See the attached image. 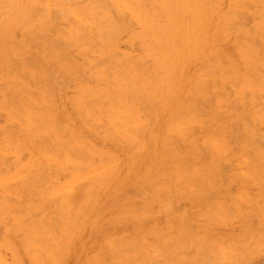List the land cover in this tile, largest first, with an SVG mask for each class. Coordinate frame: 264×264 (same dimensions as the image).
I'll return each instance as SVG.
<instances>
[{
	"label": "rangeland",
	"instance_id": "374dc122",
	"mask_svg": "<svg viewBox=\"0 0 264 264\" xmlns=\"http://www.w3.org/2000/svg\"><path fill=\"white\" fill-rule=\"evenodd\" d=\"M1 1L0 264H264V0Z\"/></svg>",
	"mask_w": 264,
	"mask_h": 264
},
{
	"label": "bare ground",
	"instance_id": "6f19581e",
	"mask_svg": "<svg viewBox=\"0 0 264 264\" xmlns=\"http://www.w3.org/2000/svg\"><path fill=\"white\" fill-rule=\"evenodd\" d=\"M0 1H1V0H0ZM7 1H8V0H7ZM15 1H17V0H15ZM29 1H31V0H29ZM63 1H64V0H63ZM67 1H68V0H66V2H67ZM71 1H72V0H71ZM71 1H70L69 3H71ZM78 1H79V0H78ZM89 1H91V0H89ZM95 1H96V0H95ZM103 1H104V0H103ZM2 2L5 3V1H3V0L1 1V3H2ZM19 2H20V1H19ZM33 2H36V1L33 0L32 3H33ZM64 2H65V1H64ZM73 2H74V1H73ZM97 2H99V1H97ZM106 2H107V1H106ZM7 3L10 4L11 1H10V2H7ZM38 3H40V2H38ZM99 3H100V2H99ZM107 3H108V2H107ZM221 3H222V2H221ZM5 4H6V3H5ZM19 4H20V3H19ZM63 4H64V3H63ZM105 4H106V3H105ZM105 4L103 3L104 6H105ZM244 4H246V3H244ZM249 4H250V3H249ZM24 5H25V4H24ZM103 5H102V6H103ZM88 6H89V5H88ZM95 6H96V4H95ZM97 6H98V5H97ZM97 6H96V9H98ZM246 6H247V4H246ZM2 7H4V6H2ZM15 7H16L17 14H19V13H18V9H20V8H19L20 5H19L18 8H17V5H16ZM29 7H30V6H28V7H24V10H26L25 8H29ZM100 7H101V5H100ZM108 7H109V6H108ZM4 8H5V7H4ZM10 8H13V6H11ZM31 8H32V6H31ZM31 8H29V9H30V10H29L30 14H29V12H28L29 16H30L31 14H33V13H34L33 11L36 9V7H35V9L32 11ZM33 8H34V6H33ZM88 8H89V7H88ZM93 8H94V7H93ZM102 8H103V7H102ZM0 9H1V7H0ZM91 9H92V8H91ZM185 9H186V8H185ZM206 9H207V7H206ZM214 9H216V8H214ZM24 10H23V12H24ZM27 10H28V9H27ZM36 10H37V9H36ZM258 10H259V9H258ZM8 11H10V10H8ZM16 11H13L12 13H16ZM20 11H21V9H20ZM20 11H19V12H20ZM51 11H52V10H51ZM60 11H61V9H60ZM98 11H99V10H98ZM207 11H208V10H207ZM26 12H27V11H26ZM32 12H33V13H32ZM36 12H37V11H36ZM63 12H64V11H63ZM66 12H67V10H66ZM96 12H97V11H96ZM24 13H25V12H24ZM40 13H42V12H40ZM61 13H62V12H61ZM254 13H255V11H254ZM20 14H21V13H20ZM26 14H27V13H26ZM64 14H65V13H64ZM64 14H63V15H64ZM67 14H68V13H67ZM117 14H118V13H117ZM209 14H210V13H209ZM34 15H35V14H34ZM36 15H38V14H36ZM59 15H60V14H59ZM126 15H127V14H126ZM126 15L124 14L123 16L125 17ZM128 15H129V14H128ZM70 16H71V15H70ZM70 16H69V17H70ZM177 16H178V15H177ZM31 17H33V15H31ZM58 17H59V16H58ZM67 17H68V16H67ZM69 17H68V18H69ZM240 17H241V16H240ZM71 18H72V17H71ZM128 18H129V17H128ZM201 18H202V17H201ZM241 18H242V17H241ZM260 18H261V17H260ZM19 19H20V18H19ZM28 19H29V21H30L31 18H28ZM105 19H106V18H105ZM243 19H244V18H243ZM26 20H27V19H26ZM35 20H37V19H35ZM55 20H56V19H55ZM129 20H130V19H129ZM196 20H197V19H196ZM21 21H22V20H21ZM29 21H27V22H29ZM106 21H107V19H106ZM110 21H111V20H110ZM202 21H203V20H202ZM231 21H232V20H231ZM24 22H25V19H24ZM24 22H23V23H24ZM74 22H75V21H74ZM203 22H204V21H203ZM104 23H105V21H104ZM106 23H107V22H106ZM111 23H112V21H111ZM16 24H17V23H16ZM43 24H44V23H43ZM101 24L103 25L102 22H101ZM124 24H125V23H124ZM129 24H130V23H129ZM12 25H13V24H12ZM96 25H97V24H96ZM99 25H100V23H99ZM107 25H108V24H107ZM37 26H38V25H37ZM105 26H106V25H105ZM16 27H17V25H16ZM38 27H39V26H38ZM109 27H110V26H109ZM14 28H15V27H14ZM21 28H22V27H21ZM42 28H46V27L44 26V27H42ZM47 28H49V27H47ZM113 28H114V27H113ZM130 28H131V27H130ZM203 28H204V27H203ZM231 28H232V27H231ZM16 29H18V28H16ZM33 29H34V28H33ZM33 29H30V30H33ZM111 29H112V27H111ZM111 29H110V30H111ZM114 29H115L116 31H118L116 28H114ZM12 30H13V29H12ZM45 30H46V29H45ZM50 30H51V29H50ZM91 30H92V29H91ZM100 30H102V29H100ZM3 31H4V30H3ZM84 31H86L85 28H84ZM112 31H114V30H112ZM112 31H111V32H112ZM257 31H258V30H257ZM24 32H27V35H28V33H31V32H33V31H31V32H30V31H29V32H28V31H24ZM44 32H46V31H44ZM54 32H55V30H54ZM22 33H23V32H22ZM83 33H84V32H83ZM83 33H82V34H83ZM108 33H109V30H108ZM112 33H114V32H112ZM117 33L119 34V32H117ZM195 33H196V32H195ZM25 34H26V33H25ZM38 34H39V33H38ZM40 34H41V33H40ZM46 34H47V33H46ZM46 34H45V35H46ZM82 34H80V37H81ZM84 34H87V35H88L87 32L84 33ZM94 34H95V32H94ZM94 34H93V35H94ZM101 34H102V33H101ZM114 34H115V33H114ZM118 34H116V35H118ZM121 34H123V33H121ZM189 34H190V32H189ZM87 35H85V36L82 37V38H85ZM105 35H106V33L102 34V36H105ZM109 35L112 36V34H110V33H109ZM202 35H203V34H202ZM48 36H49V35H48ZM82 36H83V35H82ZM91 36H92V35H91ZM94 36H95V35H94ZM94 36H92V37H94ZM114 36H115V35H114ZM242 36H243V35H242ZM5 37H6V39H7V36H6V35H5ZM5 37H4L3 39H5ZM97 37H98V36H97ZM105 37H107V35H106ZM109 37H110V36H109ZM112 37H113V36H112ZM118 37H119V35H118ZM36 38H37V37H36ZM46 38H47V37H46ZM78 38H79V37H78ZM88 38H91V37H88ZM204 38H205V37H204ZM9 39H10V38H9V36H8V39H7V40H9ZM105 39H106V38H105ZM34 40H35V39H34ZM47 40H48V39H47ZM87 40H88V39H87ZM91 40H92V39H91ZM93 40H94V39H93ZM103 40H104V39H103ZM79 41H80V40H79ZM94 41H95V40H94ZM114 41H115V40H114ZM7 42H8V41H7ZM74 42H75V41H74ZM84 42H85V41H84ZM197 42H198V41H197ZM16 43H17V42H16ZM16 43H15V44H16ZM52 43H53V42H52ZM218 43H219V42H218ZM15 44H14V45H15ZM54 44H55V43H54ZM57 44H58V43H57ZM68 44H69V43H68ZM93 44H94V43H93ZM187 44H188V43H187ZM201 44H202V43H201ZM16 45H17V44H16ZM55 45H56V44H55ZM69 45L71 46V44H69ZM58 46H59V44H58ZM92 46H93V45H92ZM199 46H200V45H199ZM18 47H19V45H18ZM18 47H17V48H18ZM68 47H69V46H68ZM76 47H77V46H76ZM78 47H79V45H78ZM57 48H58V47H57ZM69 48H70V47H69ZM27 49H28V47H27ZM55 49H56V48H55ZM71 49H72V48H71ZM201 49H202V48H201ZM262 50H263V49H262ZM167 51H168V50H167ZM198 51H199V49H198ZM5 53H6V52H5ZM114 53H115V52H114ZM114 55H115V54H114ZM3 56H4V55H3ZM10 56H11V55H10ZM110 56H111V58L113 57L112 55H110ZM25 57H26V56H25ZM25 57H24V58H25ZM29 57H30V56H29ZM232 57H233V56H232ZM107 58H108V56H107ZM107 58H106V62H108ZM109 58H110V57H109ZM109 58H108V59H109ZM189 58H190V57H189ZM29 59H30V61H33V59H36V58H35V57L33 58V57L31 56V58H29ZM31 59H32V60H31ZM18 60L20 61V59H17V60H16V64H17V65H18V62H17ZM25 60H26V58H25ZM127 60H128V59H127ZM216 60H217V59H216ZM28 61H29V60H28ZM34 61H36V60H34ZM103 61H104V58H103ZM112 61H113V60H112ZM129 61H130V60H129ZM0 62H1V61H0ZM10 62H12V61H10ZM24 62H25V61H24ZM36 62H38V61H36ZM27 63H28V62L26 61V62H25V65H27ZM32 63H33V62H32ZM34 63H35V62H34ZM12 64H13V63H12ZM16 64H15V65H16ZM36 64H37V63H36ZM70 64H71V63H70ZM96 64H98V65L101 66V64H99L98 62H97ZM104 64H105V63H104ZM113 65H114V64H113ZM29 66H30V65H28V66H26V67H29ZM74 66H75V65H74ZM110 66H112V64H111ZM239 66H240V65H239ZM14 67H15V66H14ZM30 67H31V66H30ZM112 67H113V66H112ZM226 67H227V66H226ZM17 68H18V67H17ZM33 68H34V67H33ZM113 68H114V67H113ZM10 69H11V68H10ZM27 69H28V68H27ZM35 69H36V67H35ZM38 69H39V68H38ZM220 69H221V68H220ZM235 69H236V68H235ZM13 70H14V69H13ZM70 70L72 71V69H70ZM81 70H82V69H81ZM229 70H231V69H229ZM237 70H238V69H237ZM14 71H15V70H14ZM238 71H239V70H238ZM241 71H242V70H241ZM12 72H13V71H12ZM106 72H107V71H106ZM118 72H119V71H118ZM217 72H218V71H217ZM225 72H226V71H225ZM16 73H17V72H16ZM75 73H76L77 75L79 74V73H77V72H75ZM121 73H122V72H121ZM226 73H227V72H226ZM226 73H225V74H226ZM11 74H12V73H11ZM13 74H14V73H13ZM22 74H23V73H22ZM71 74H72V73H71ZM36 75H37V74H36ZM77 75H76V76H77ZM74 76H75V75H74ZM81 76H82V74H81ZM32 78H33V77H32ZM36 78H38V77H36ZM36 78H35V79H36ZM23 79H24V78H23ZM23 79H22V80H23ZM47 79H48V78H47ZM82 79H83V78H82ZM84 79H85V78H84ZM132 80H133V79H132ZM204 80H205V79H204ZM206 80H207V79H206ZM34 81H36V80H34ZM201 81H202V80H201ZM36 82H37V81H36ZM39 82H40V81H39ZM6 83H7V82H6ZM34 83H35V82H34ZM201 83H202V82H201ZM237 83H238V82H237ZM26 84H27V83H26ZM29 84H30V83H29ZM42 84H44V83H42ZM51 84H52V83H51ZM238 84H239V83H238ZM36 85H37V84H36ZM202 85H203V84H202ZM37 86H38V85H37ZM104 86H105V85H104ZM237 86H238V85H237ZM30 88H33V87H30ZM42 88H43V90H44L45 87H42ZM0 89H1V88H0ZM36 89H37V88H36ZM1 90H2V89H1ZM16 90H17V89H16ZM103 90H104V89H103ZM123 90H124V89H123ZM2 92H3V90H2ZM40 92H41V91H40ZM45 92H46V91H45ZM53 93H54V92H53ZM104 93H105V92H104ZM48 94H51V93H49V91H48ZM51 95H52V94H51ZM51 95H50V96H51ZM182 95H183V94H182ZM5 96H7V95H5ZM7 97H8V96H7ZM248 97H249V96H248ZM210 98H211V97H210ZM212 98H213V97H212ZM238 98H239V97H238ZM49 99H51V98H49ZM52 99H53V98H52ZM110 99H112V98H110ZM110 99H109V100H110ZM49 102H51V101H49ZM107 103H108V102H107ZM107 103H105V104H107ZM238 103H239V102H238ZM245 103L247 104V101H246ZM95 104H96V103H95ZM105 104H104V105H105ZM248 104H249V102H248ZM21 105H22V104H21ZM25 105H26V104H25ZM214 105H215V104H214ZM243 105H244V104H243ZM15 106H16V105H15ZM235 106H237V105H235ZM240 106H241V105H240ZM240 106H239V107H240ZM13 107H14V106H13ZM210 107H211V106H210ZM212 107H213V106H212ZM212 107H211V108H212ZM237 108H238V107H237ZM246 108H247V107H246ZM216 109H217V108H216ZM174 111H175V110H174ZM251 112H252V111H251ZM17 114H18V113H17ZM36 114H37V113H36ZM170 115H171V114H170ZM239 115H240V114H239ZM249 115L251 116V114H249ZM253 115H254V114H253ZM248 117H249V116H248ZM254 117H255V116H254ZM208 118H209V117H208ZM220 118H221V117H220ZM245 119H246V118H245ZM257 120H258V119H257ZM257 120H256V121H257ZM161 121H162V120H161ZM247 121H248V120H247ZM251 121H252V120H251ZM48 122H49V121H48ZM50 122H51V120H50ZM58 122H59V121H57L56 123H58ZM252 122H253V121H252ZM54 123H55V122H54ZM56 123H55L54 125L57 126ZM248 123H249V122H248ZM58 124H59V123H58ZM61 126H62V125H61ZM249 128H250V127H249ZM5 129H9V128H5ZM59 129H60V127H59ZM55 130H56V129H55ZM57 130H58V128H57ZM61 130H62V129H61ZM194 130H195V129H194ZM3 131H4V130H3ZM5 131H6V130H5ZM97 131H98V130H97ZM256 131H257V130H256ZM11 132H12V131H11ZM53 132H54V131H53ZM58 132H59V131H58ZM63 132H64V131H63ZM59 133H60V132H59ZM257 133H258V132H257ZM12 134H13V132H12ZM49 134H50V133H49ZM52 135H53V134H52ZM66 135H67V134H66ZM50 136H51V135H50ZM40 137H41V136H40ZM64 137H65V136H64ZM64 137H63V138H64ZM75 137H76V136H75ZM259 137H260V136H259ZM51 138H52V137H51ZM44 139H45V138H44ZM52 139H53V138H52ZM66 139H67V138H66ZM76 139H78V138H76ZM76 139H75V140H76ZM48 140H49V139H48ZM38 141H39V140H38ZM69 141H70V140H69ZM40 142H42V141H40ZM45 142L47 143L48 141H45ZM70 142H71V141H70ZM71 143H72V142H71ZM42 144H43V143H42ZM227 144H228V143H227ZM35 148H36V147H35ZM249 148H251V147H249ZM20 150H21V149H20ZM73 150H74V148H73ZM253 150H254V149H253ZM34 151H35V150H34ZM255 151H256V150H255ZM48 152H49V151H48ZM194 152H195V151H194ZM208 152H209V151H208ZM263 154H264V153H263ZM216 155H218V154H216ZM217 157H218V156H217ZM2 159H3V161H4V158H2ZM263 159H264V158H263ZM7 162H8V159H7ZM7 162H6V163H7ZM3 163H4V162H3ZM4 164H5V163H4ZM258 165H259V164H258ZM3 167H5V166H3ZM3 167H2V168H3ZM42 168H43V167H42ZM259 168H260V167H259ZM0 169H1V168H0ZM38 170H39V169H38ZM200 170H201V169H200ZM259 170H260V169H259ZM4 171H5V170H4ZM42 171H44V169H43ZM204 171H206V170H204ZM222 171H223V170H222ZM261 172H262V171H261ZM39 173H40V172H39ZM263 173H264V171H263ZM42 174H43V173H42ZM30 175H31V174H30ZM30 175H29V176H30ZM195 175H196V174H195ZM32 178H33V177H32ZM32 178H31V179H32ZM43 178H44V177H43ZM231 179H232V178H231ZM44 180L46 181L47 179H44ZM202 180H204V179H202ZM39 181H40V180H39ZM41 181H42V178H41ZM43 182H44V181H42L41 183H43ZM26 183H27V181H26ZM36 183H37V182H34L35 186H36ZM41 183H40L39 187L41 186V188H42V185H43V184L41 185ZM85 183H86V182L82 183V185L79 187L80 190H81V188L83 189V186L85 185ZM11 185H13V184H11ZM26 185H27V184H26ZM197 185H198V184H197ZM222 186H223V185H222ZM222 186H221V187H222ZM11 187H12V186H11ZM28 187H29V186H28ZM36 187H38V186H36ZM43 187H44V185H43ZM67 187H68V186H67ZM67 187H66V188H67ZM196 187H198V186H196ZM248 187H249V186H248ZM69 188H70V187H69ZM69 188H68V189H69ZM79 188H78V190H79ZM179 188H180V187H179ZM74 189H75V188H74ZM101 189H102V188H101ZM80 190H79V192H80ZM75 191H76V190H75ZM22 192H23V191H22ZM24 192H25V191H24ZM24 192H23V193H24ZM211 192H212V191H211ZM29 193H30V192H29ZM77 193H78V192H77ZM81 193H82V192H81ZM93 193H94V192H93ZM207 193H208V192H207ZM209 193H210V192H209ZM69 194H70V193H69ZM25 195H26V194H25ZM176 195H177V194H176ZM26 196H29V195L27 194ZM31 196H32V195H31ZM76 196H77V195H76ZM78 196H79V195H78ZM100 196H101V195H100ZM23 197H24V196H23ZM29 197H30V196H29ZM72 197H73V196H72ZM92 197H93V196H92ZM175 197H176V196H175ZM12 198H14V197H12ZM21 198H22V197H21ZM74 198H75V197H74ZM173 198H174V197H173ZM24 199H25V198H24ZM179 199H180V198H179ZM56 200L58 201V199H56ZM176 200H177V199H176ZM57 201H56V205H57ZM72 201H74L73 198H72ZM75 201H76V200H75ZM75 201H74V202H75ZM77 201H78V200H77ZM90 202H91V201H90ZM20 203H21V205H22L23 203H25V201L22 202V200H21ZM73 204H74V203H73ZM90 204H91V203H89V205H88L89 207H90ZM50 205H51V204H50ZM22 206H23V205H22ZM88 206H87L86 208H84V207H83V208H84V209H88V208H89ZM52 207H53V206H52ZM44 208H45V207H44ZM50 208H51V207H50ZM83 208H81V209H83ZM6 209H7V208H6ZM24 209H25V208H24ZM45 210H46V209H45ZM45 210H44V211H45ZM11 211H12V210H11ZM86 211H87V210H86ZM86 211H84V212H86ZM52 212L54 213L55 211H52ZM50 213H51V212H50ZM215 214H216V212H215ZM212 215H213V214H212ZM212 215H210L209 217H211ZM32 216H34V217L36 218V216H38V215H32ZM213 216H214V215H213ZM213 216H212V217H213ZM229 216H230V215H229ZM34 217H33V218H34ZM55 217H56V216H55ZM82 217H83V216H82ZM212 217H211V219H212ZM37 218H38V217H37ZM53 218H54V217H53ZM53 218H52V220H55V219H53ZM25 219L27 220L28 218H25ZM79 219H81V218H79ZM207 219H208V217H207ZM211 219H210V220H211ZM214 219H215V218H214ZM28 220H29V219H28ZM212 220H213V219H212ZM43 221H44V220H43ZM23 222H25V221H23ZM33 222H34V221H33ZM54 222H55V221H52V223H54ZM85 222H86V221H85ZM208 222H209V221H208ZM25 223H26V222H25ZM47 223H48V222H45V221H44V225H45L46 227L48 226ZM52 223L49 222V224H52ZM28 224H29V223H28ZM29 225H30V224H29ZM52 225H53V224H52ZM52 225H51L50 227H52ZM191 225H192V224H191ZM38 227H39V226H38ZM190 227H191V226H190ZM68 228H69V227H68ZM189 230H190V229H189ZM24 231H25V230H24ZM29 231H30V230H29ZM149 231H150V230H149ZM0 233H1V232H0ZM188 233H189V231H188ZM21 234H22V233H21ZM29 234H30V233H29ZM165 234H166V233H165ZM0 236H1V235H0ZM187 236H188V235H187ZM195 236H196V235H194V238H195ZM138 237H139V239H141L140 236H138ZM178 237H179V236H178ZM189 237H190V236H189ZM190 238L192 239V237H190ZM194 238H193V239H194ZM211 238H212V237H211ZM71 239H72V238H71ZM209 239H210V238H209ZM36 240H37V239H36ZM36 240H35V241H36ZM179 240H180V238H179ZM194 240H195V239H194ZM206 240H208V239H206ZM210 240H211V239H210ZM38 241H39V240H38ZM38 241H37V243H38ZM40 241L42 242V240H40ZM40 241H39V242H40ZM136 241H138V240H136ZM139 241H142V240H139ZM139 241H138V242H139ZM177 241H178V240H177ZM192 241H193V240H192ZM192 241H191V242H192ZM212 241H213V240H212ZM132 242H133V241H132ZM138 242H137V243H138ZM196 242H197V241H196ZM207 242H208V241H206V243H207ZM59 243H62V242H59ZM126 243H127V242H126ZM129 243H130V242H129ZM129 243H127V245H128ZM134 243L136 244L135 241H134ZM140 243H141V242H140ZM198 243H199V242H198ZM41 244H42V243H41ZM124 244H125V243H124ZM207 244H208V243H207ZM242 244H243V243H242ZM51 245H52V244H51ZM131 245H132V244H131ZM133 245H134V244H133ZM194 245H195V244H194ZM198 245H199V244H198ZM57 246H59V245H57ZM67 246H68V245H67ZM136 246H137V245H136ZM59 247H60V246H59ZM64 247H65V246H64ZM68 247H69V246H68ZM129 247H130V246H129ZM131 247H132V246H131ZM133 247H134V246H133ZM193 247H196V246H193ZM212 247H213V245H212ZM216 247H217V245H216ZM61 248H62V246H61ZM118 248H119V247H118ZM136 248H137V247H136ZM136 248H135V249H136ZM209 248H210V247H209ZM244 248H245V247H244ZM70 249H71V248H70ZM104 249H105V248H104ZM107 249H108V247H107ZM135 249L133 248V250H132V249H131V250H128V252L131 251V253H132L133 251H135ZM192 249H193V248H192ZM207 249H208V248H207ZM210 250H211V248H210ZM214 250H215V248H214ZM31 251H32V250H31ZM36 251H37V250H36ZM38 251H39V250H38ZM110 251H111V250H110ZM116 251H117V250H116ZM123 251L125 252L126 250H123ZM123 251H122V250H121V252H120V251H119V252L117 251V252L120 254V255H118V256H121V255L123 256V254H122ZM194 251H195V253H196V249H195ZM201 251H204V249L201 250ZM241 251H242V250H241ZM252 251H253V250H252ZM252 251H251V252H252ZM117 252H116V253H117ZM180 252H182V251H180ZM198 252H200V251L198 250ZM205 252H206V250H205ZM205 252H204V254H207V253H208V252H207V253H205ZM215 252H216V251H215ZM37 253H38V252H37ZM39 253H41V252L39 251ZM116 253H115V254H116ZM133 253H134V252H133ZM135 253H136V252H135ZM143 253H144V252H143ZM144 254H145V253H144ZM144 254H143V255H144ZM200 254H201V253H200ZM200 254H199V255H200ZM208 254H209V253H208ZM244 254H245V253H244ZM43 255H44V254H43ZM113 255H114V252H113ZM116 255H117V254H116ZM116 255H115V256H116ZM129 255H130V254H129ZM143 255L141 254V256H143ZM191 255H192V254H191ZM249 255H250V254H249ZM251 255H252V254H251ZM130 256H131V255H130ZM137 256H138V255H137ZM188 256H189V255H188ZM244 256H245V255H244ZM142 258H144V257H142ZM209 258H210V257H209ZM217 258L219 259V257H216V259H217ZM245 258H246V257H245ZM44 259H45V257H44ZM64 259H65V260H63L64 262L62 261L63 264L65 263V261H66V262L68 261V260H67L68 257H67V259H66V258H64ZM127 259H128V258H127ZM188 259H189V258H188ZM210 259H211V258H210ZM140 260H142V259L140 258ZM46 261H47V258H46ZM128 261H129V263H130V260H129V259L126 261V263H127ZM132 261H133V260H132ZM137 261H139V260H137ZM154 261H156V260H154ZM208 261H209V260H208ZM211 261H212V260H211ZM152 262H153V261H152ZM161 262H162V261H161ZM161 262H160V263H161ZM129 263H128V264H129ZM133 263H134V261H133ZM133 263H132V264H133ZM153 263H154V262H153ZM153 263H151V264H153ZM165 263H166V262H165ZM165 263H164V264H165ZM46 264H49V263L47 262ZM122 264H123V263H122ZM145 264H146V263H145ZM162 264H163V263H162ZM207 264H208V263H207ZM209 264H211L210 261H209Z\"/></svg>",
	"mask_w": 264,
	"mask_h": 264
}]
</instances>
